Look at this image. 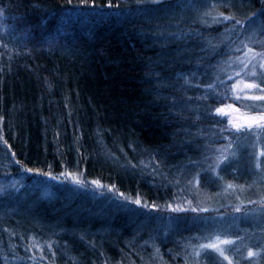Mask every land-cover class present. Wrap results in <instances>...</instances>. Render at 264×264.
Returning <instances> with one entry per match:
<instances>
[{"label":"trees","instance_id":"trees-1","mask_svg":"<svg viewBox=\"0 0 264 264\" xmlns=\"http://www.w3.org/2000/svg\"><path fill=\"white\" fill-rule=\"evenodd\" d=\"M238 1L236 16L257 8ZM200 6L0 0V264H188L212 223L259 205L201 204L227 182L264 188L241 151L249 133L215 111L232 104L236 22L208 25Z\"/></svg>","mask_w":264,"mask_h":264},{"label":"rangeland","instance_id":"rangeland-1","mask_svg":"<svg viewBox=\"0 0 264 264\" xmlns=\"http://www.w3.org/2000/svg\"><path fill=\"white\" fill-rule=\"evenodd\" d=\"M201 2H205L206 6H200L198 7V11L205 12L204 14H207L208 18L206 19V23L208 25H212V23H226L233 21L236 22V20L244 21V23L236 24L235 27L238 29L237 33H234V40L236 39V45L232 49H229L228 52L226 51V58L223 66H224V74L223 78H221L223 81L228 79L227 83L229 85V96L231 97L233 107L240 108L241 111H248L247 108L244 107V105H251L253 106L252 112L258 113L260 111H264V101L259 100H249L244 99L243 95L241 94V100L236 101L234 99V91H233V85L237 83V81L241 80L242 78L248 82H251L252 80H256L257 83L264 82V76H261V73H264V69L259 67V63L256 64L255 69H253L252 64H248V66L245 68L244 65L240 62L245 58V53H248V49H252L253 52H264V44L261 43V41H264V32L260 31L261 19H264L261 17L260 13H257L255 17H253L254 23H250L245 18L248 16H251L253 12H256V9L262 8L264 6L261 5L260 0H257V8H255L253 11L245 12L244 14H241L239 16H236L237 14L235 12H240L244 10V7L241 5V3L238 0H201ZM223 2V3H222ZM233 3V11H230V13H224L223 10L219 11L221 5V8L226 7L228 3ZM215 5V7H213ZM256 7V6H255ZM222 14V15H221ZM240 14V13H239ZM224 16L233 17V19L225 20L223 19ZM257 30L256 35L253 36V30ZM251 37V39H249ZM241 41L244 42V44H247V47H244V44L241 43ZM237 48H239V51H237ZM232 53V54H231ZM232 56H229V55ZM249 56H251V53H248ZM228 55V56H227ZM255 71L257 73V77H252L251 72ZM240 73L239 76L236 74ZM248 95H260L261 93L255 92L254 90H251L247 93ZM228 117V116H226ZM229 118V117H228ZM236 131V129H235ZM245 131V130H241ZM237 132V131H236ZM246 133H249L245 140L243 141L244 146L241 147V151L244 152H250L251 153V167L254 169L256 173V181L255 188L263 187L264 188V156L260 155L261 152H264V132H259L255 129H250L245 131ZM223 151L218 153V160L222 156H225L226 150H228V157L232 155V151L230 150V147L226 146L223 147ZM235 150V149H234ZM227 160H224L226 163ZM223 162V163H224ZM224 163V164H225ZM257 163H259V167H257ZM220 164V163H219ZM254 184V182H253ZM230 183H226L219 191L216 193H210L211 196H214L213 199H201L202 207L206 205V202H210L207 207L212 208L215 206L220 205L221 203H230L233 201H250L251 199H258L260 201L259 205H255V208L246 210L244 214L240 215L237 221H230L227 218L221 219L219 221H216L215 223H212L210 225L209 230L204 234L202 233L201 236L203 237V240L201 242H195L194 247H196L195 250L200 251V255H209V256H215L220 260V262H225L226 264H229V260L231 261V264H264V247L254 248L252 249L251 246H253V243H259L264 245V239H257L258 236L254 235L253 233L249 234V237H246L244 233L240 235L242 232L238 231V228L242 224H249L251 225V229H260V233L264 232V204H263V198L264 193H257L260 196H251L249 194L250 190L253 189V185L251 183V187L247 188V185L243 186L244 189L241 190V192H235L236 187L232 188L229 187ZM248 190V191H247ZM235 192V193H234ZM240 193V194H239ZM233 195H237L233 196ZM261 198V199H260ZM259 219V220H258ZM240 220V222H239ZM194 223V222H193ZM198 224L197 222H195ZM186 225H189V223H185L183 221L179 222H171L168 224L167 230L171 229L172 231L175 228L184 227ZM207 227L206 224H203ZM213 231V232H212ZM211 232L210 234H208ZM233 235H229V233H234ZM208 234V235H207ZM247 234V233H245ZM219 236L221 240H231L233 241L232 244H221L220 247L225 250V255L229 258V260H225L223 257L219 256L218 253H216L212 249H200L199 246L201 244H208L210 242L215 241L216 237ZM194 247L190 248L186 252H190L189 255H192L193 258H190V261L188 264H201L199 257L194 254ZM249 251H252L254 253L253 256H249ZM240 254V255H239ZM251 260V261H248Z\"/></svg>","mask_w":264,"mask_h":264},{"label":"snow or ice","instance_id":"snow-or-ice-1","mask_svg":"<svg viewBox=\"0 0 264 264\" xmlns=\"http://www.w3.org/2000/svg\"><path fill=\"white\" fill-rule=\"evenodd\" d=\"M154 4H160L162 0H151ZM260 3L262 6H264V0H260ZM227 6V5H225ZM111 7V5H109ZM215 7V5H213ZM257 13L261 14V17L264 18V7L256 9V12H253L251 16L246 17L245 19L249 21L250 23H254L253 17L257 15ZM222 15V14H221ZM223 19L229 20L233 19V17L224 16ZM244 21L236 20V24H243ZM261 29L260 31L264 32V19H261L260 21ZM257 30H253L252 35H256ZM251 39V37H249ZM242 44H244L243 41H241ZM262 44H264V41H261ZM244 47H247V44H244ZM237 51H239V48H237ZM248 53H251V56H249ZM248 53H245V58L241 60L240 62L244 65L246 68L248 64H252L253 69H255L256 64L259 63V67L264 69V52H253L252 49H248ZM237 76L240 75V73L236 74ZM252 77H257V73L255 71L251 72ZM261 76H264V73H261ZM251 90H254L255 92L261 93L260 95H248L247 93ZM233 91L235 93L234 99L236 101L241 100V94L243 95L244 99L249 100H259L264 101V82L257 83L256 80H252L251 82H248L244 80L243 78L239 81H237L236 84L233 85ZM245 108L248 109V111H241L238 107H233V105L229 104L226 107H218L216 108V113L224 116H228V123L236 129L237 132L241 130H250L255 129L259 132H264V111H260L258 113H253L251 105H244ZM260 155L264 156V152H261ZM224 160H227V156H222L219 160V163H223ZM219 164H217V167ZM259 167V163L256 165ZM27 171H32L31 169H27ZM41 175H47V173H39ZM55 179V177H52ZM76 183H80L79 180L75 181ZM93 183H97V181H93ZM231 187V185H229ZM123 195V194H121ZM135 203L139 204L140 201L136 200ZM174 211H177L179 209H173ZM239 211V209H237ZM233 241L231 240H221L219 236L216 237L215 241L210 242L208 244H201L199 246L200 249H212L216 253L219 254V256L223 257L225 260H229V258L225 255V250L220 247L221 244H232ZM194 254L196 256L200 255V251L194 249ZM249 256H253L254 253L252 251H249ZM229 264H231V261L229 260Z\"/></svg>","mask_w":264,"mask_h":264}]
</instances>
